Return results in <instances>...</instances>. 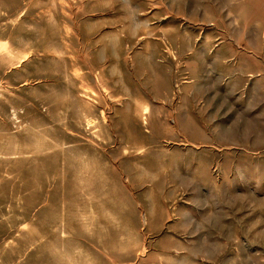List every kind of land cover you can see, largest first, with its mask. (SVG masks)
I'll return each instance as SVG.
<instances>
[{
  "label": "rangeland",
  "instance_id": "rangeland-1",
  "mask_svg": "<svg viewBox=\"0 0 264 264\" xmlns=\"http://www.w3.org/2000/svg\"><path fill=\"white\" fill-rule=\"evenodd\" d=\"M0 264H264V0H0Z\"/></svg>",
  "mask_w": 264,
  "mask_h": 264
}]
</instances>
